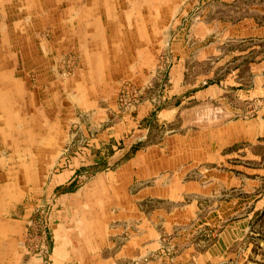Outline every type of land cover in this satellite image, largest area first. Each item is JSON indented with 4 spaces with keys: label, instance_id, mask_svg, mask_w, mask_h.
Segmentation results:
<instances>
[{
    "label": "crops",
    "instance_id": "0c3cea01",
    "mask_svg": "<svg viewBox=\"0 0 264 264\" xmlns=\"http://www.w3.org/2000/svg\"><path fill=\"white\" fill-rule=\"evenodd\" d=\"M179 5L147 3L170 14L153 19L142 0H0V264H208L242 234L237 195L246 180L258 185L264 168H251L256 174L248 179L241 161L229 164L218 126L195 132L183 121L185 130L163 134L186 100L176 109L118 100L126 80L142 88V58L154 57L168 39ZM185 7L193 10L187 33L173 44L181 60L196 52L180 47L186 38L202 41L196 53L207 58L218 45L264 37V1L188 0ZM212 82L198 87L201 100L214 101L209 94L221 82ZM194 96L186 97L187 113ZM78 109L88 114L93 136L82 154L52 172ZM85 169L94 175L81 181ZM52 199L42 257L27 250L26 224L40 201ZM262 201L264 195L254 208ZM211 227H220L212 242L190 243Z\"/></svg>",
    "mask_w": 264,
    "mask_h": 264
},
{
    "label": "rangeland",
    "instance_id": "374dc122",
    "mask_svg": "<svg viewBox=\"0 0 264 264\" xmlns=\"http://www.w3.org/2000/svg\"><path fill=\"white\" fill-rule=\"evenodd\" d=\"M155 1L142 0V12L153 19L158 14L169 18L170 14H166L167 10L163 8L155 11L146 7L147 3ZM183 1L184 4L175 9V13L179 11L176 15L178 23L175 25V29L171 30V27L166 29L168 39L162 43L154 57L142 58V68L146 69L142 75L144 82L142 88L134 86L132 80H126L120 90L116 91L119 103L126 100L124 102L126 105V102H131L133 99L145 98L149 99L154 106L161 104L163 107L174 109L176 103L181 100L191 101L186 97L196 93V96L192 98L193 111L187 113L186 108H189L190 105L184 101L183 105L178 107L181 113L179 110H174L176 119L163 125L160 130L163 134L176 130L183 131L186 129V125H184L186 121L190 123L191 130H195V132L205 126H218L225 133L221 138V144L228 145H226V152L232 160L229 164H234L233 160L241 161L239 164L242 166L243 176L248 179L254 178L256 173H251V168H264V124H262L264 120L260 119L264 118V37H260L257 43L247 40L240 43L227 42L226 45H218L207 58L203 57L202 53H196L201 49L202 41L192 42L193 40L188 39L189 43H187L186 38L180 47L190 48L196 52L194 56L184 57V60H181L179 56H176L173 44L181 32L187 33V21L189 22L193 12L185 7L188 0ZM262 1L264 0H259V2ZM248 49L252 50V55L247 53ZM150 65L153 66L152 69H150ZM175 66H179L182 70L176 79L173 78L174 73H172ZM208 79L212 80V83L221 82L220 88L209 94L210 97L215 98L214 101L207 95L204 100H201L202 94L198 93L200 89L198 87ZM207 98L212 102L209 105L203 102ZM74 116V120L67 123L66 132H64L65 144L60 149V158L52 168V172L59 171L66 164L69 165L74 156L82 154L93 136V129H89L88 114L78 109ZM183 121L184 124H182ZM257 123L258 128L255 125ZM255 131L259 134L257 138L251 135ZM241 147L243 148L242 152L238 153L237 151L239 155H233L235 150ZM252 156L258 158L254 159ZM59 163L60 165H58ZM92 175H94L93 172L85 169L80 174L79 180L86 181ZM256 175L259 180L258 185H251L246 180L237 195L242 198L243 209L239 212L243 215L242 234H239V238L230 246L223 259L208 264H264V201L258 203V209L254 208L256 200L264 195V173ZM51 203H55V201L53 199L40 201L26 224L27 250L39 252L42 257L47 254V250L41 246L42 244L46 245L49 235ZM203 229L205 230L196 233L194 240L190 243L202 245L212 242L220 227ZM29 245H33L37 250H32ZM197 247L203 252L204 247ZM196 251L201 252L198 249ZM44 259L47 257L44 256Z\"/></svg>",
    "mask_w": 264,
    "mask_h": 264
}]
</instances>
